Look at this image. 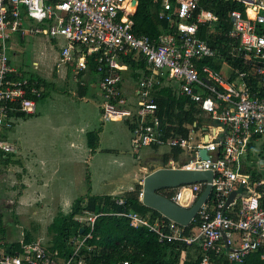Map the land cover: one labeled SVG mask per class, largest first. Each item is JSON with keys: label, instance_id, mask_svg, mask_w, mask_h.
<instances>
[{"label": "built area", "instance_id": "obj_1", "mask_svg": "<svg viewBox=\"0 0 264 264\" xmlns=\"http://www.w3.org/2000/svg\"><path fill=\"white\" fill-rule=\"evenodd\" d=\"M153 1L159 4L158 17L167 21V29L156 35L133 30L138 0H0V154L16 151L1 135L19 118L15 113H35L45 92L35 72L37 61L32 62L36 75L21 73L11 64L14 35L62 40L55 67L71 65L75 80L85 84L80 73L91 71L89 61L96 65L101 120L124 121L133 150L179 149L177 157L171 153L162 166L213 173L210 193L187 225L162 214L153 219L134 210L113 214L127 218L134 228L146 227L159 242L185 244L197 264H244L252 254L264 264V172L255 171L247 159L256 154L255 163L261 165L264 151V0H239L244 11L229 12L224 47H213L200 36L202 26L209 35L220 22L213 11L197 10L198 0ZM139 61V67L132 64ZM126 75L132 81L131 99L124 89ZM166 85L197 109L199 121L187 124L186 136L166 135L170 123L158 115L153 96ZM205 184H180L162 193L190 207ZM115 202L123 204L124 198ZM98 215L84 209L73 217L82 231L71 235L68 252L50 250L39 240L19 239L20 249L0 241V264H88L85 253L94 246L87 240ZM185 253L181 250V261Z\"/></svg>", "mask_w": 264, "mask_h": 264}, {"label": "crops", "instance_id": "obj_2", "mask_svg": "<svg viewBox=\"0 0 264 264\" xmlns=\"http://www.w3.org/2000/svg\"><path fill=\"white\" fill-rule=\"evenodd\" d=\"M57 58L55 59L57 60ZM61 68H63V72ZM91 71L85 74L80 73V79L86 80L85 84H80L74 78L71 65H60L56 68L54 79L57 82L65 81L64 86L70 95L52 93L47 97L46 92H44L38 100L35 113L17 118L23 121L27 120L24 122L27 123L26 128L22 129L19 124H14L15 120L12 122L10 127L12 131H9L8 141L15 147L16 151L7 153L5 156L0 154V220L2 232H4L6 215L9 211L17 215L19 212L16 210L19 209L18 211H20L21 206H33L32 211L38 217L36 220L35 218L32 219L31 229L29 226L23 229L24 231H20L19 237L16 240H14L15 237L11 238L9 243L25 238L27 234L32 241L39 240L45 246L51 244L52 236L47 231L48 225L56 215L70 212L77 199L82 198V202H87L89 195H110L114 199L118 198L126 191L132 190L135 184H141L143 177L150 170L163 165L162 160L146 152L144 148H149L152 151L157 149L148 146L138 150L132 149L131 131L126 123L130 135L129 140L123 149H119L116 143L108 145L107 139V135H114L115 132L118 135L114 136L121 139L117 125L105 124V121L101 120V116L99 120L101 123L99 121L97 123L95 119H87L86 122L78 123V120L73 117L69 108L74 110L75 102L85 104L91 98L98 99L100 112L101 98L95 85L97 75ZM70 72L72 75L71 83L68 82L70 79H67ZM38 76L46 85L47 80L40 74ZM131 83V79L126 75V86L124 87L126 94L131 92ZM85 107L83 105L84 110ZM26 117H30V119H26ZM94 134H96L95 140ZM127 146L134 158L137 160L144 158L140 165L141 174L144 171L143 175L139 178V173L134 171L131 175L132 181L129 183L120 182L110 191L100 193L94 191V193L82 194L81 182L85 181L86 184L92 182L93 184L96 174L99 175L97 177L99 182H108L110 178L106 174L107 161H105V157L111 153H119V150L124 153ZM95 170L96 172H94ZM111 170L112 163L110 161L108 171L111 172ZM54 182H57L56 186H54ZM43 213L45 216L41 215ZM42 222H45L46 225L43 228L48 234L46 243L42 232L38 231V229L42 231L40 225ZM80 230L82 231L81 228H79Z\"/></svg>", "mask_w": 264, "mask_h": 264}, {"label": "trees", "instance_id": "obj_3", "mask_svg": "<svg viewBox=\"0 0 264 264\" xmlns=\"http://www.w3.org/2000/svg\"><path fill=\"white\" fill-rule=\"evenodd\" d=\"M158 8L159 4L153 0H138L136 11L132 16L133 30L139 34L156 35L161 29H167V21L158 17ZM200 8L213 11L220 22V28L209 35L205 33L206 27L202 26L200 36L206 38L213 47H224L228 42L225 33L231 24L229 12L233 9H239L243 12L244 3L239 0H198L197 10ZM248 12L250 15L253 14L251 9ZM221 50L224 51V49ZM132 64L139 67L142 65V61L132 62ZM215 67L218 66L215 65ZM89 68L96 72V65L92 61H89ZM33 72L30 70V74H37ZM153 99L159 105L158 115L170 123L166 127V135L186 136L189 131L187 124L196 120L199 121L197 109L192 104H187L188 100L178 94L172 85L160 88L155 92ZM9 115H13V113H9ZM15 116L22 117L25 114L15 113ZM171 124L173 125L171 126ZM5 131L3 130L1 135L8 139V133H4ZM93 136L95 140L96 134ZM153 149L158 148L153 147ZM179 152V149L171 151L175 158ZM171 153L167 151L162 155L164 163L167 162ZM141 189L142 185L137 183L132 190L123 193L120 196L124 198L123 204L116 203L114 197L110 195H89L87 202H82V198L77 199L70 212L56 215L48 225L47 231L52 237L51 244L46 245V247L50 250L57 249L59 252H68L70 247L67 242L71 235L79 230V224L73 217L85 209L99 213L95 219L93 236L87 240L88 244L94 246L91 252L85 253L88 264H123L124 260L130 261L132 264H197L185 244L159 242L156 234L146 227L134 228L129 225L127 218L113 214L119 211L134 210L143 216L149 215L151 219L160 216L159 212L145 206L138 198ZM195 224L196 220L186 229ZM84 230L87 231L88 229L84 227ZM0 232H2L1 220ZM23 240L25 242L32 241L27 234ZM11 246L13 249H20L18 241L12 242ZM183 249L186 253L181 261V250ZM255 256L250 255L244 264H251L250 261H255L252 264H263L257 261Z\"/></svg>", "mask_w": 264, "mask_h": 264}, {"label": "rangeland", "instance_id": "obj_4", "mask_svg": "<svg viewBox=\"0 0 264 264\" xmlns=\"http://www.w3.org/2000/svg\"><path fill=\"white\" fill-rule=\"evenodd\" d=\"M11 42L13 46V49L9 52L11 64L14 67H17L18 69H20L21 73L30 74V70H33L32 62L37 61L38 69L37 70L35 69L36 73L40 74L47 80V83L44 86L47 97L49 95H52V93L60 94V95L62 94L64 96L70 95L66 91V86H64L66 82L65 81L57 82L54 79V77L56 76V68L54 67V64H55L54 62L56 60L55 58H57V52L60 49L62 40H59L58 42H54L48 39L47 37L41 36V35H25L23 39H20L19 36L14 35L13 41ZM61 71L63 72V68H61ZM70 74L71 72L68 74L67 79H70L68 82L71 83L72 75ZM126 96L128 97V99L133 98L131 94H126ZM83 105L86 106L85 110L83 108ZM69 111L71 112L73 117L76 120H78V123L86 122L87 119L88 120L95 119L97 123L100 120L99 101L96 98H91L85 104L75 102L74 110L72 108H69ZM26 119H30V117H26ZM26 121L27 120L23 121L22 119H15L14 124H17V125L19 124L20 128L22 127V129H24L26 128L25 125H27V123H24ZM99 122L101 123V121ZM104 123L117 125L119 128L118 132L121 137V139L116 138L114 136V135H118L116 134V132L114 133V135H107L108 145H113L116 143L119 149H123L124 145L129 140V136H130L125 122L124 121H105ZM9 131H12L11 128L6 129V131L4 132V133H8L7 134L8 139H9ZM10 138H11V135H10ZM144 149L146 152L158 157L159 160H162V161H163L162 155L168 151L167 147H160L155 151H152L149 148H144ZM122 152H123L122 150H119V153H111L110 155H107L105 157V161H107L106 163L107 173L106 174L108 178H110L108 182H105V183L99 182L97 180V177L99 175L96 174L93 184L91 182L92 187H91V184H86L85 181L81 182L80 185L82 187V190H81L82 194L86 192L94 193V191L95 193L110 191L111 188H115V186L120 182L129 183L132 181L131 175L134 171L139 173V178L143 175L144 171L141 174L140 165H141V162L144 161V158H140L139 160L134 158L128 146L126 150H124V153ZM263 154H264V151H262L260 155L261 156L260 159L262 160L260 161L259 159V162L261 165H264V155ZM256 157H257L256 154L252 156V153H251L247 157V159L249 162H251V164H253L252 168H255V171L264 172V168L263 169L259 168L261 165L255 163V161L258 160L256 159ZM110 161L112 163L111 172L108 171V165ZM162 164H165V163L163 162ZM94 172H96V170ZM53 184L54 186H56L57 182H54ZM160 192L161 193L164 192V189H161ZM185 197L183 199H185ZM32 209H33V206H30V207H28L27 205L21 206L20 211H18L19 209L16 210V212H19V214L17 215L12 214L11 211L8 210L9 212L6 215V223H5L4 232H0V241H1L2 246L6 247L9 241L11 240V238L13 237H15L14 240H16L20 235V231H24L23 229L27 228L28 226L30 227L32 223V219L34 218L35 220L37 219L38 215L36 216L33 213ZM4 214H5V210H4ZM41 215H44V213ZM49 216L50 214L48 215V217ZM40 225H41L42 231L38 228L37 229L38 231L42 232L44 236V241L46 243L48 240V237H47L48 234L45 233L46 231L43 228V226L46 224L45 222H42L40 223ZM29 229H31V227Z\"/></svg>", "mask_w": 264, "mask_h": 264}, {"label": "water", "instance_id": "obj_5", "mask_svg": "<svg viewBox=\"0 0 264 264\" xmlns=\"http://www.w3.org/2000/svg\"><path fill=\"white\" fill-rule=\"evenodd\" d=\"M201 152L202 156H207L205 149ZM212 177L213 173L210 170L198 171L168 166L155 167L143 177L141 182V202L165 217L181 225H187L195 217L199 206L209 195ZM199 181H206V184L190 207L181 206L160 192V190L164 188L176 187L180 184ZM234 193V191L230 193L227 202L232 199Z\"/></svg>", "mask_w": 264, "mask_h": 264}, {"label": "bare ground", "instance_id": "obj_6", "mask_svg": "<svg viewBox=\"0 0 264 264\" xmlns=\"http://www.w3.org/2000/svg\"><path fill=\"white\" fill-rule=\"evenodd\" d=\"M133 3H134V2H133ZM133 3H132V8H133V6H134Z\"/></svg>", "mask_w": 264, "mask_h": 264}]
</instances>
